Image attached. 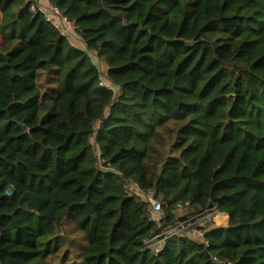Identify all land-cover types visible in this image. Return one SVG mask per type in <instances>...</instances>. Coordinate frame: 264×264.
Instances as JSON below:
<instances>
[{
	"label": "trees",
	"instance_id": "1",
	"mask_svg": "<svg viewBox=\"0 0 264 264\" xmlns=\"http://www.w3.org/2000/svg\"><path fill=\"white\" fill-rule=\"evenodd\" d=\"M50 2L85 50L0 0V264H264V0ZM186 204L228 224L149 247Z\"/></svg>",
	"mask_w": 264,
	"mask_h": 264
},
{
	"label": "built area",
	"instance_id": "2",
	"mask_svg": "<svg viewBox=\"0 0 264 264\" xmlns=\"http://www.w3.org/2000/svg\"><path fill=\"white\" fill-rule=\"evenodd\" d=\"M27 2H33L32 11L38 10L43 14L46 22L52 24L57 30H59L63 35L68 38L74 32V25L67 16H65L61 10L53 5L50 0H25ZM103 78V77H102ZM101 87L106 88L108 90L114 91V88L111 84H107L104 86L103 79L100 83ZM109 114H107L108 116ZM148 201L151 203L152 212L154 214H161V218L159 220L153 218V221L160 222L163 220V207L160 201L154 198L153 193H149ZM189 204L179 205L177 211L188 207ZM190 206L188 207V209ZM176 211V218H177ZM229 221V216L220 211L217 207L208 209L203 211L202 213H198L195 215H190L184 218H177L176 221L173 222V225L165 230L163 233L151 238L147 241L149 247L154 248L156 252H160L164 246V243L167 239L171 238L174 235L183 233L187 230H190L194 227H197L198 232L200 234L201 239L205 233V230L210 229L212 226H226Z\"/></svg>",
	"mask_w": 264,
	"mask_h": 264
},
{
	"label": "rangeland",
	"instance_id": "3",
	"mask_svg": "<svg viewBox=\"0 0 264 264\" xmlns=\"http://www.w3.org/2000/svg\"><path fill=\"white\" fill-rule=\"evenodd\" d=\"M69 38L71 39V42L74 46L78 47V45L81 43V40L78 37L75 28H74V32L71 34V36ZM85 49L86 48L84 46V50ZM93 59H94V62L96 63V65H98V68L100 69V71L104 72L102 79L104 82V86H106L108 84V82L106 80V73H107L108 68L103 62H99L95 56H93ZM57 70H58L57 67H53L49 71H43V72H40V74H39V86H40L41 90L43 91V93H47L49 97H53V96H56L59 94V87L57 84ZM92 141L94 143L95 139H93ZM136 192L139 193L138 191H136ZM188 207H185L184 209L177 211V218H184V217L190 216L191 215L190 214V208L188 209ZM161 216H162L161 214H154L153 215V217L157 220H159L161 218ZM70 220H71V218L69 217L68 221H70ZM186 233L188 236L192 237L193 239L201 240V237H200V234L198 232L197 227H194L190 230H187ZM63 234L66 235L67 242L65 244L62 242V247H61V250H60V253L58 256L59 258L56 261L58 263L60 262L61 257L64 256L66 251L69 250L68 248H70V244L73 243L75 245H80V246L83 244L82 234L78 233L74 230V226L72 223H70V222L66 223Z\"/></svg>",
	"mask_w": 264,
	"mask_h": 264
},
{
	"label": "crops",
	"instance_id": "4",
	"mask_svg": "<svg viewBox=\"0 0 264 264\" xmlns=\"http://www.w3.org/2000/svg\"><path fill=\"white\" fill-rule=\"evenodd\" d=\"M0 20H1V14H0ZM76 47H77V46H76ZM78 48L84 49V45H83L82 42L78 45Z\"/></svg>",
	"mask_w": 264,
	"mask_h": 264
}]
</instances>
